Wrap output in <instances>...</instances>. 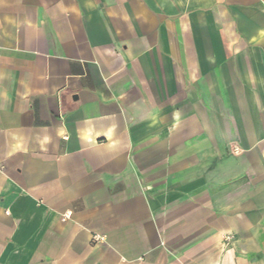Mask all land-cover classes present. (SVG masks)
Returning a JSON list of instances; mask_svg holds the SVG:
<instances>
[{
  "label": "crops",
  "instance_id": "0c3cea01",
  "mask_svg": "<svg viewBox=\"0 0 264 264\" xmlns=\"http://www.w3.org/2000/svg\"><path fill=\"white\" fill-rule=\"evenodd\" d=\"M0 264H264V0H0Z\"/></svg>",
  "mask_w": 264,
  "mask_h": 264
}]
</instances>
